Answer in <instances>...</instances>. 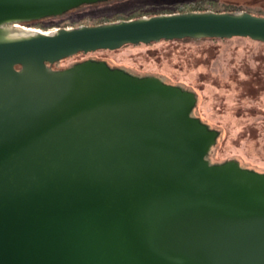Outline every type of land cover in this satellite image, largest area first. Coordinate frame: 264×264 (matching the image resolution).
Masks as SVG:
<instances>
[{
	"label": "water",
	"instance_id": "1",
	"mask_svg": "<svg viewBox=\"0 0 264 264\" xmlns=\"http://www.w3.org/2000/svg\"><path fill=\"white\" fill-rule=\"evenodd\" d=\"M108 0H0V264H264V174L205 157L196 97L87 60L184 39L264 43L245 11L161 14L50 34L14 25Z\"/></svg>",
	"mask_w": 264,
	"mask_h": 264
},
{
	"label": "rangeland",
	"instance_id": "2",
	"mask_svg": "<svg viewBox=\"0 0 264 264\" xmlns=\"http://www.w3.org/2000/svg\"><path fill=\"white\" fill-rule=\"evenodd\" d=\"M125 1L80 6L21 28L53 32L192 8L218 13L238 9L235 12L264 17V0ZM85 60H104L133 75L154 76L193 93L191 117L218 134L205 160L212 166L233 160L241 169L264 174V43L248 38L160 41L73 56L53 68L64 70Z\"/></svg>",
	"mask_w": 264,
	"mask_h": 264
},
{
	"label": "flooded vegetation",
	"instance_id": "3",
	"mask_svg": "<svg viewBox=\"0 0 264 264\" xmlns=\"http://www.w3.org/2000/svg\"><path fill=\"white\" fill-rule=\"evenodd\" d=\"M110 1H112V0H108L107 2H110ZM114 1H117V0H113V2ZM125 1V0H124ZM141 2V0H126L125 2H127V3H134V2ZM95 4H99V2L98 3H95ZM92 4H89V6H91ZM92 6H94V5H92ZM187 12H194V11H187ZM186 12V13H187ZM177 13H184V12H177ZM170 14H175V13H170ZM156 15H161V14H152V15H149V16H147V15H142V16H139V17H135V18H132V19H129V20H134V19H138V18H143V17H152V16H156ZM110 23H112V22H110ZM22 24H19V25H14V27H16V28H18V27H22L21 26ZM127 46V45H126ZM98 52V51H97ZM95 53V52H94ZM90 54V53H89ZM78 55H84V54H78ZM87 55V54H86ZM77 56V55H76ZM85 61H87V60H85ZM91 61H96V62H104L110 69H118V70H121V71H124L125 73H127V74H129V75H131V76H134V77H138V78H147V77H154V76H136V75H133L132 73H130V72H128L127 70H125V69H120V68H116V67H114V66H111L108 62H106V61H104V60H91ZM82 62H84V61H82ZM58 63H60V62H58ZM78 63H81V62H77V63H75V64H78ZM57 64V63H56ZM56 64H53V65H51V66H49L52 70H54V71H59V70H55L53 67L56 65ZM74 64V65H75ZM69 68V67H68ZM65 69H67V68H65ZM155 78H157V77H155ZM159 79V78H158ZM160 80V79H159ZM162 81V80H161Z\"/></svg>",
	"mask_w": 264,
	"mask_h": 264
},
{
	"label": "bare ground",
	"instance_id": "4",
	"mask_svg": "<svg viewBox=\"0 0 264 264\" xmlns=\"http://www.w3.org/2000/svg\"><path fill=\"white\" fill-rule=\"evenodd\" d=\"M17 31H19V33H41V31H39L37 29H25V28H21V27H18Z\"/></svg>",
	"mask_w": 264,
	"mask_h": 264
},
{
	"label": "trees",
	"instance_id": "5",
	"mask_svg": "<svg viewBox=\"0 0 264 264\" xmlns=\"http://www.w3.org/2000/svg\"><path fill=\"white\" fill-rule=\"evenodd\" d=\"M191 5L193 7L195 5V3L194 4H191ZM190 11H194V12H205V11H198L196 8H192ZM235 11H238V9H236V10L234 9L231 12H235ZM184 40H186V39H184ZM188 40H191V39H188ZM219 40H224V39H219Z\"/></svg>",
	"mask_w": 264,
	"mask_h": 264
},
{
	"label": "built area",
	"instance_id": "6",
	"mask_svg": "<svg viewBox=\"0 0 264 264\" xmlns=\"http://www.w3.org/2000/svg\"><path fill=\"white\" fill-rule=\"evenodd\" d=\"M39 31H41V30H39ZM41 33H44V34H49V33H50V31H41Z\"/></svg>",
	"mask_w": 264,
	"mask_h": 264
}]
</instances>
